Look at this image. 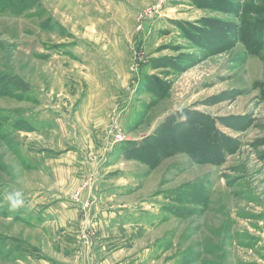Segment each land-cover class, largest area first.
<instances>
[{
    "label": "rangeland",
    "instance_id": "rangeland-1",
    "mask_svg": "<svg viewBox=\"0 0 264 264\" xmlns=\"http://www.w3.org/2000/svg\"><path fill=\"white\" fill-rule=\"evenodd\" d=\"M0 264H264V0H0Z\"/></svg>",
    "mask_w": 264,
    "mask_h": 264
},
{
    "label": "clouds",
    "instance_id": "clouds-1",
    "mask_svg": "<svg viewBox=\"0 0 264 264\" xmlns=\"http://www.w3.org/2000/svg\"><path fill=\"white\" fill-rule=\"evenodd\" d=\"M8 201H9V210L10 211H14L16 210L22 203V199H21V193L16 192L12 195H9L7 197Z\"/></svg>",
    "mask_w": 264,
    "mask_h": 264
},
{
    "label": "crops",
    "instance_id": "crops-1",
    "mask_svg": "<svg viewBox=\"0 0 264 264\" xmlns=\"http://www.w3.org/2000/svg\"><path fill=\"white\" fill-rule=\"evenodd\" d=\"M87 106H89V105L87 104ZM97 106L98 107L94 108L93 103H92V107L90 106L91 107V113H95L96 112L97 114H102V112L104 110V107H103L104 104L102 106L101 101H100V106L98 105V103H97Z\"/></svg>",
    "mask_w": 264,
    "mask_h": 264
},
{
    "label": "built area",
    "instance_id": "built-area-1",
    "mask_svg": "<svg viewBox=\"0 0 264 264\" xmlns=\"http://www.w3.org/2000/svg\"><path fill=\"white\" fill-rule=\"evenodd\" d=\"M115 137L117 140L122 141L124 140V134L123 133H115Z\"/></svg>",
    "mask_w": 264,
    "mask_h": 264
},
{
    "label": "trees",
    "instance_id": "trees-1",
    "mask_svg": "<svg viewBox=\"0 0 264 264\" xmlns=\"http://www.w3.org/2000/svg\"><path fill=\"white\" fill-rule=\"evenodd\" d=\"M18 82H19V83H18V86H23V87L25 86V85H24L25 83H23V82H21V81H18ZM20 82H21V83H20Z\"/></svg>",
    "mask_w": 264,
    "mask_h": 264
}]
</instances>
